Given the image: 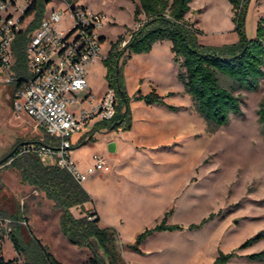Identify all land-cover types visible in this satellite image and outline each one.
<instances>
[{"label":"rangeland","instance_id":"obj_1","mask_svg":"<svg viewBox=\"0 0 264 264\" xmlns=\"http://www.w3.org/2000/svg\"><path fill=\"white\" fill-rule=\"evenodd\" d=\"M138 3L77 1L107 16L103 55L112 41L137 27ZM191 7L186 17L199 29L201 44L222 46L238 40L229 0H193ZM261 17L264 0H248V38L256 36ZM173 56L171 40L164 39L149 52L122 59L121 79L128 98L123 111L125 106L129 109L126 121L115 129L100 128L92 137L73 136L72 158L82 171L94 166L96 153L105 155L111 167L97 169L82 183L93 201L88 208H96L101 226L117 231L126 264H213L220 252L235 253L227 264H264V256L250 257L264 251V129L258 115L264 102V77L257 89H248L219 75L221 83L241 98V112L231 113L225 125L216 126L196 108ZM106 73L102 59L90 68L87 80L94 99L108 88ZM153 89L164 96V104L138 98ZM13 90L12 84L0 81V159L19 141H41L45 133L27 114L14 110ZM113 139L117 150L110 153L108 144ZM43 162L55 164L52 156ZM8 163L0 166V254L24 263L25 257L17 253L10 238L13 223L18 222L25 242L31 239L30 228L64 264H88L91 251L71 244L63 235L59 209L41 191L22 183ZM73 212L82 216L80 209ZM166 216L169 224L183 228L154 232L140 245L141 253L129 247L141 232ZM210 216L202 226L191 227ZM254 237L256 241L240 248Z\"/></svg>","mask_w":264,"mask_h":264},{"label":"trees","instance_id":"obj_2","mask_svg":"<svg viewBox=\"0 0 264 264\" xmlns=\"http://www.w3.org/2000/svg\"><path fill=\"white\" fill-rule=\"evenodd\" d=\"M44 1L36 2L37 22L43 15ZM192 1L139 0L134 11L137 27L112 41L107 56L102 59L107 67L108 87L113 88L116 93V113L111 120L98 122L94 130L115 129L129 116L126 106L123 111L128 98L121 79L120 61L126 60L132 54L149 52L156 42L164 39L171 40L173 58L180 67L179 77L191 94L196 108L208 121L216 126H223L228 122L231 113L241 112V98L221 83L219 75L229 77L240 87L258 88L260 80L264 77V17L258 20L256 36L248 38L245 28V8L248 0H229L233 6L238 40L222 46L204 45L198 41L199 29L186 17L191 11ZM37 22L31 24L27 30L20 31L13 42L16 57L13 68L22 79L29 75L26 60L27 35L29 30L37 26ZM138 98L145 99L149 104L165 103L164 96L156 89L147 95L139 94ZM258 115L264 129V102L260 105ZM125 127L129 128L130 124ZM42 141L54 145L57 139L44 133ZM22 142L24 141L16 144V151L7 161V167L16 170L22 183L43 192L59 209L60 228L67 240L91 251L88 264H126L119 252L117 231L110 226H101V217L96 208H88V204L93 201L83 184L58 164L47 165L34 153L19 154ZM73 208L80 209L82 216L77 217L72 211ZM210 218L211 216L198 224H192L191 227L198 228ZM182 228L179 224H169L166 216L161 223L141 232L135 243L129 247L141 253L140 245L154 232ZM29 233L31 239L25 242L22 239L20 224L13 223L10 238L17 253L25 257L23 264H64L30 228ZM257 238L248 239L240 248L248 247ZM234 255V252H220L213 264H227ZM263 256L264 251L250 255L252 258ZM0 264L21 263L17 258L7 260L0 254Z\"/></svg>","mask_w":264,"mask_h":264},{"label":"built area","instance_id":"obj_3","mask_svg":"<svg viewBox=\"0 0 264 264\" xmlns=\"http://www.w3.org/2000/svg\"><path fill=\"white\" fill-rule=\"evenodd\" d=\"M77 1L45 0L43 15L37 22V0H0V81L14 86V110L27 114L57 139L54 145L42 140L26 142L19 154L34 153L42 161L52 156L55 164L83 183L88 174L97 169L109 171L111 167L105 155L96 153L94 166L82 171L72 158V138L92 130L94 123L111 120L117 97L108 87L97 102L89 90L90 68L108 53L102 54L107 16ZM35 22L37 26L27 35L29 75L22 79L13 68V42L20 31Z\"/></svg>","mask_w":264,"mask_h":264},{"label":"crops","instance_id":"obj_4","mask_svg":"<svg viewBox=\"0 0 264 264\" xmlns=\"http://www.w3.org/2000/svg\"><path fill=\"white\" fill-rule=\"evenodd\" d=\"M92 68V67H91ZM89 90L92 92V89L90 88V84H89ZM82 93H85V92H82ZM82 93H80V95H82ZM93 93V92H92ZM94 94V93H93ZM104 95V93L103 94H101V95H98L97 96V99H95V101H99L101 98H102V96ZM98 123V122H97ZM97 123H94L93 125H92V130H90V131H87V134H85L84 132L83 133H79L80 135L82 134V137L81 138H85V136H90V137H92V134L93 133H96L95 131L96 130H94V127H95V125L97 124ZM84 134V135H83ZM111 142H115L116 143V150H117V142H116V139H113L112 141H110L109 142V144L111 143ZM109 144H108V151H109ZM110 152V151H109ZM116 152V151H115ZM115 152H110V153H115ZM28 187L29 188H32V189H34L32 186H30V185H28ZM35 190V189H34ZM43 193V192H42ZM44 194V193H43ZM72 211H73V209H72Z\"/></svg>","mask_w":264,"mask_h":264},{"label":"water","instance_id":"obj_5","mask_svg":"<svg viewBox=\"0 0 264 264\" xmlns=\"http://www.w3.org/2000/svg\"><path fill=\"white\" fill-rule=\"evenodd\" d=\"M24 143H26V141L22 142V144H24ZM16 148H14L11 152H9L7 155H5L3 158L0 159V166L3 165L5 162H7L14 155ZM109 151L110 152L116 151V143L115 142H111L109 144Z\"/></svg>","mask_w":264,"mask_h":264}]
</instances>
